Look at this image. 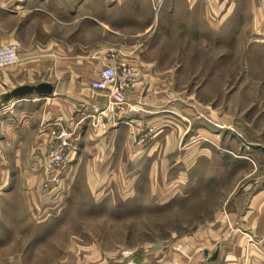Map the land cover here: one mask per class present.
I'll return each instance as SVG.
<instances>
[{
    "label": "rangeland",
    "instance_id": "rangeland-1",
    "mask_svg": "<svg viewBox=\"0 0 264 264\" xmlns=\"http://www.w3.org/2000/svg\"><path fill=\"white\" fill-rule=\"evenodd\" d=\"M226 5L215 15L164 21L163 48L135 54L163 77L162 147L146 143L156 126L134 123L141 118L124 110L118 121L107 94L86 120L87 142L73 118L53 133L68 138L69 150H41L38 165L5 159L0 264H135L228 222L236 208L226 200L264 183V154L242 142L264 148V8L242 0L227 20ZM119 122L126 125L115 133Z\"/></svg>",
    "mask_w": 264,
    "mask_h": 264
},
{
    "label": "crops",
    "instance_id": "crops-1",
    "mask_svg": "<svg viewBox=\"0 0 264 264\" xmlns=\"http://www.w3.org/2000/svg\"><path fill=\"white\" fill-rule=\"evenodd\" d=\"M240 1L4 0L0 8V47L14 46L18 62L0 70L1 170L6 168L5 159L14 165L42 164L43 156L38 152L55 142L53 133L71 128L73 118L80 119L81 136L87 142L86 120L105 107L107 94L116 103L118 121L124 110L131 117L141 118L132 122L143 120L146 128L156 126L146 143H151L149 148L158 143L162 147L163 77L156 73L155 63L139 60L136 52H153L157 43L163 48L164 21L215 15L218 7L226 4L224 17L228 20ZM255 12L257 16L262 14L257 8ZM153 36L159 38L154 40ZM141 38H145L143 43ZM126 63L133 74L129 87L107 92L90 87L105 67ZM40 84L51 86L52 94H32L1 104L5 94ZM123 124L119 122L114 132L119 133ZM165 138L169 140L170 136ZM23 148L28 152H22ZM95 175L99 177L90 173L92 179ZM29 177L34 176L30 173ZM226 204L229 211L232 206L236 208L228 222L220 219L134 263L264 264V183L241 188Z\"/></svg>",
    "mask_w": 264,
    "mask_h": 264
},
{
    "label": "built area",
    "instance_id": "built-area-1",
    "mask_svg": "<svg viewBox=\"0 0 264 264\" xmlns=\"http://www.w3.org/2000/svg\"><path fill=\"white\" fill-rule=\"evenodd\" d=\"M3 1L0 0V8L3 6ZM114 3H121L125 0H111ZM264 8V0H259ZM264 30H262L263 32ZM18 62V55L14 46L0 47V70L13 67ZM133 74L125 65L107 66L101 70L90 84V87L96 91L107 92L115 87L125 89L131 85ZM116 105V103H111ZM57 142H53L51 150L57 153L62 150H69L70 144L68 138H54ZM62 162V161H61ZM251 241V239H249Z\"/></svg>",
    "mask_w": 264,
    "mask_h": 264
},
{
    "label": "water",
    "instance_id": "water-1",
    "mask_svg": "<svg viewBox=\"0 0 264 264\" xmlns=\"http://www.w3.org/2000/svg\"><path fill=\"white\" fill-rule=\"evenodd\" d=\"M32 94H36L39 96H49L52 94V87L47 84H40L38 86H23L19 87L13 91H11L8 94H5L2 97L1 104H5L11 99H18V98H24L28 97ZM245 146L250 148L253 151H260L264 154V148L258 145H251L247 144L244 141H242Z\"/></svg>",
    "mask_w": 264,
    "mask_h": 264
}]
</instances>
